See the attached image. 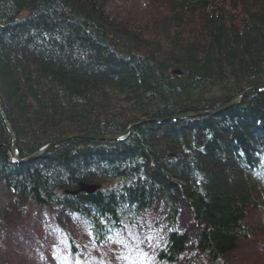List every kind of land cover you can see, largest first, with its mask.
Returning <instances> with one entry per match:
<instances>
[{
    "label": "trees",
    "instance_id": "16d2710c",
    "mask_svg": "<svg viewBox=\"0 0 264 264\" xmlns=\"http://www.w3.org/2000/svg\"><path fill=\"white\" fill-rule=\"evenodd\" d=\"M152 1L155 11L126 23L105 13L101 0H0V109L20 158L67 133L121 134L149 120L122 140L79 137L50 147L0 177V189L24 213L59 208L84 219L98 245L124 224L147 232L141 221L160 208L156 262L179 264L193 233L192 249L224 264L249 239L246 211L264 193V90L215 116L155 121L215 111L241 86L264 82V0ZM233 116L260 133L236 145L207 129ZM11 138L0 116V140L10 146ZM234 145L240 162L228 155ZM5 153L1 146L0 162ZM74 164L79 175L70 173ZM81 182L101 188L63 193ZM181 209L189 230L179 225Z\"/></svg>",
    "mask_w": 264,
    "mask_h": 264
},
{
    "label": "rangeland",
    "instance_id": "374dc122",
    "mask_svg": "<svg viewBox=\"0 0 264 264\" xmlns=\"http://www.w3.org/2000/svg\"><path fill=\"white\" fill-rule=\"evenodd\" d=\"M101 1L107 14L126 23H131L127 19L135 18V13H141L153 4L152 0ZM156 8L153 7L154 11ZM8 197L7 192L0 189V207L6 211L0 208V264H159L151 255L153 239L147 235L149 232L144 234L140 231L138 234L124 227L110 242L94 246L88 242L84 223L76 220V217H69L60 211H36L21 215L18 211L20 206H10ZM257 200L258 207L247 208L244 219L245 226L251 230L249 239L239 243L223 259L224 264H264V193ZM158 210L162 212L160 208ZM159 216L162 217V213L157 214L153 208L145 220V227L151 233L157 232ZM189 216L186 210L181 209L178 222L185 230L190 227L186 225L191 223ZM6 221L11 223L7 227ZM64 235L74 239V250H70ZM186 258L189 261L184 260ZM179 264L208 262L194 249L187 248Z\"/></svg>",
    "mask_w": 264,
    "mask_h": 264
},
{
    "label": "bare ground",
    "instance_id": "6f19581e",
    "mask_svg": "<svg viewBox=\"0 0 264 264\" xmlns=\"http://www.w3.org/2000/svg\"><path fill=\"white\" fill-rule=\"evenodd\" d=\"M155 5H153V6H151V7H149L150 8V11H152L153 10V7H154ZM104 12L106 13V9H104ZM136 14V16H135V18L137 17L138 18V16H139V13H135ZM118 21V20H117ZM121 21V20H120ZM119 21V22H120ZM127 22H131V20L130 19H127ZM126 54V53H125ZM230 79V78H229ZM231 80V79H230ZM234 81H235V79H234ZM259 84H261V85H263L264 84V82H262V83H259ZM259 84H254V85H252V86H254V87H257V86H259ZM242 87V90H240L238 93H237V95H239L240 93H243V91L244 92H246L247 91V93L245 94V95H252V93H255V92H258V91H260L261 89L262 90H264V88L262 87V88H259V90H252V91H249V88L250 87H246V86H241ZM237 95H235L234 97H237ZM245 95H242V97H241V99H240V101H239V103H237V105L238 104H240L241 103V101H242V99H243V97L245 96ZM233 97V98H234ZM248 98H249V96H248ZM228 103V102H227ZM226 103V104H227ZM225 104V105H226ZM225 105H223V106H225ZM237 105H235V106H237ZM223 106H221V107H223ZM215 111H217V112H215ZM215 111H212V112H215V114H212V115H216V114H219V113H221V112H224L225 110H222V111H218V109L217 110H215ZM201 112H203V111H199V112H197V111H194L193 113H201ZM184 113H192V112H184ZM0 116H2V118L4 117L3 116V113H2V111H1V109H0ZM175 115H173V116H170V117H174ZM199 116H202V115H199ZM199 116H192V117H190V118H181V119H178V118H176L175 120H170V121H176V122H181V120H186V119H192V118H196V117H199ZM169 121V122H170ZM140 122L141 121H138V122H135L136 123V125H138V124H140ZM264 122V121H263ZM6 123H7V125H8V128H9V131H11L10 130V127H9V124H8V122H7V120H6ZM135 123H133V124H135ZM210 125H208V127H207V129L208 130H210V131H212V133L213 134H220L222 137H225L226 139H227V142H229L228 140H232V141H234L235 142V144L237 145V143H239V136L240 137H242V138H250V137H252V138H254L255 136H257V134H259L260 132H258L259 131V129H256L255 127L253 128V127H250V123H246L245 121H243L242 119H239L238 121L236 120V119H234V116L230 119V120H228L227 121V123H221V122H215V123H209ZM4 125H5V121H4ZM131 125V124H130ZM182 126H184V124H180V125H178V128L179 129H181L182 128ZM5 127H6V125H5ZM128 127H129V125H128ZM127 127V128H128ZM136 127V126H135ZM7 129V128H6ZM133 129V128H132ZM131 129V130H132ZM180 131V130H179ZM103 135V134H102ZM113 135H120V134H113ZM113 135H109V136H113ZM61 137H63V136H61ZM61 137H59V138H61ZM59 138H57V139H59ZM56 139V140H57ZM56 140H54V141H56ZM118 140H120V139H118ZM118 140H113V141H118ZM237 140V141H236ZM53 141V142H54ZM96 141H99V140H96ZM113 141H110V142H113ZM14 143H15V147H16V142H15V139H14V141H13ZM64 142V141H63ZM107 142H109V141H107ZM237 142V143H236ZM60 143H62V142H60ZM60 143H56V144H54L53 146H56L57 144H60ZM5 143L2 141V140H0V147L1 146H3L4 148H8V147H10L11 145H12V140H11V145L10 146H6V145H4ZM251 145H252V147L253 148H255V149H260V147L259 146H255V143L254 142H252L251 143ZM53 146H51V147H53ZM260 146H264V144H262V145H260ZM105 147H108V146H105ZM229 147V146H228ZM250 148H251V146L249 145L248 146V149L247 150H250ZM238 149V146H235L234 145V147L232 148L231 147V150H230V152L231 153H229L228 155H230V156H232V157H234L235 158V160L237 161V162H240V161H242L241 159L239 160V158L236 156V150ZM262 152H264V147H262V149H260L259 150V153H262ZM19 151L17 150V148H16V150L14 151V152H8V153H5V157L2 159V161L0 162V166H1V169H2V171H1V174H0V177H2V178H10V177H12L14 174H15V166H16V164L18 163V160L19 159H21L20 157H19ZM32 155H34V154H31V155H29V156H26V159L28 158V157H31ZM172 157H174V155L172 154L171 155ZM39 158V157H38ZM73 158H75L74 156L71 158L70 157V159H72L73 160ZM78 155H77V157L75 158L76 160H78ZM238 158V159H237ZM34 159H37V158H34ZM34 159H27V161H34ZM230 161V160H229ZM78 162V161H77ZM77 162H73V163H76L77 164ZM69 163H70V161H69ZM12 164V165H11ZM19 164H22V163H19ZM80 164H82V165H84V163L83 162H79V165ZM232 163L231 162H228V164H227V167H228V170H234V172L233 173H237V169H233L234 167L231 165ZM75 165V164H74ZM236 168H239V164H237L236 165ZM26 170V169H25ZM27 171H29V169H27L26 170V172ZM23 172H24V169H23ZM70 173L71 174H73V175H79V171H78V169H77V165H75V166H72V165H70ZM258 196H260V194L258 195ZM257 196V197H258ZM181 199H184V203L186 202V201H189L190 200V198H189V196L188 195H186L184 192H182V195H181ZM185 199H186V201H185ZM185 205H187V206H189V204L186 202L185 203ZM187 212V211H186ZM177 216H178V218L179 217H181V215H179V213H177ZM186 225H188V226H190V228H191V223H189L188 222V224H186ZM189 238H190V240H189V242H188V249L189 248H192L193 246H194V235H193V233L192 234H190L189 235ZM11 253V252H10Z\"/></svg>",
    "mask_w": 264,
    "mask_h": 264
},
{
    "label": "water",
    "instance_id": "95a60500",
    "mask_svg": "<svg viewBox=\"0 0 264 264\" xmlns=\"http://www.w3.org/2000/svg\"><path fill=\"white\" fill-rule=\"evenodd\" d=\"M116 47H118V51H119L120 54L121 53L122 54L126 53V51H125V49H124V47L122 45H117ZM175 73H177V72H175ZM262 87L264 88V84L263 85L259 84V86H257V87L250 86L249 91L259 90V88H262ZM246 93H247V91L246 92L243 91V93H240L239 95H237V97L232 98V100H230L225 106L218 108V111L226 110V108H229L231 106L237 105V103H239L242 95H245ZM215 110H217V109H215ZM215 112H217V111H215ZM215 112L203 111L201 113H193V112L192 113H181L179 115H175L174 117H169V118L164 119V120H158V121L154 120V121L158 123V122L175 120L176 118H178V119L190 118L192 116H199V115H204V114H211L212 115V114H215ZM3 120L5 121L6 128L9 131L8 125L6 123V120L5 119H3ZM147 121H149V120H147ZM147 121H141L140 123L147 122ZM135 126H136V123L129 125V127L122 134L117 135V136L116 135H113V136H109V135L99 136V135H93V134L88 135V134H82V133H79V134H77V133H68L67 135L57 139L56 141L47 144L44 148H41V149L35 151L34 155H32L31 157H28L27 159H34V158L40 157V156H42L45 153V150H47L48 148H50L54 144L60 143V142H63V141H68V139H71V138H79V137H81L83 139H88V140L93 139V140H99V141H102V140H104V141H113V140L122 139V137H124L127 133H129L130 130L132 128H134ZM9 132L11 133V131H9ZM6 149L10 153L14 152L16 150L15 146H14V142H13V145H12L11 149H9V148H6ZM27 159L25 158V159L19 160V161L23 162V161H25ZM95 188H96V186H93V185L92 186H88V185L81 184L80 189L78 191H74V192H71V193H77V192H81V191H86L88 193H91V192H93V190Z\"/></svg>",
    "mask_w": 264,
    "mask_h": 264
}]
</instances>
